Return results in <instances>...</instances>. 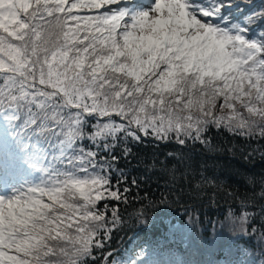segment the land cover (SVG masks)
<instances>
[{"label": "snow or ice", "instance_id": "6c2138e0", "mask_svg": "<svg viewBox=\"0 0 264 264\" xmlns=\"http://www.w3.org/2000/svg\"><path fill=\"white\" fill-rule=\"evenodd\" d=\"M240 9L235 0H0V264H137L112 248L122 205L138 203L129 218L148 228L170 201L222 187L174 151L142 177L120 163L130 145L210 148L212 129L264 141V31L250 27L264 11L244 22ZM21 170L30 175L12 180ZM153 175L158 198L142 187ZM257 195L259 204L224 193L217 238L264 247V180Z\"/></svg>", "mask_w": 264, "mask_h": 264}, {"label": "trees", "instance_id": "16d2710c", "mask_svg": "<svg viewBox=\"0 0 264 264\" xmlns=\"http://www.w3.org/2000/svg\"><path fill=\"white\" fill-rule=\"evenodd\" d=\"M136 1V0H133ZM240 3V21L253 12L259 14L264 11V0H235ZM239 22V21H238ZM251 28L259 33L264 31V24L259 19ZM211 147L204 148L196 145L194 149H180L178 146L163 144L155 146L152 142L130 145L132 157L122 160L121 167L136 177L144 175L146 166L156 158L163 159V153L174 151L185 158L194 167L206 168L208 175H215L221 181L222 187L209 188L196 199H181L176 203L170 201V206L163 211L156 209V216L151 227H141L129 216L140 207L121 206V212L126 221L125 227L113 234L112 248L121 260H135L137 264H226L227 261H244L246 264H264V247L256 241L237 240L227 234L217 238L223 219L224 211L231 197H225V192H235L247 196L251 202L260 203L257 193L260 183L264 180V159L260 152H264V141L259 143L247 141L231 135L226 131L210 130ZM253 149L258 151L253 152ZM251 157L246 159V154ZM30 175L19 171L11 179ZM157 176L153 175L143 188L150 190L154 198H158L163 188L158 189ZM136 190L133 189V194ZM215 193V195H213ZM143 195V193H140ZM213 200L216 202L213 203ZM189 216L194 219L190 220ZM213 241L212 243H208Z\"/></svg>", "mask_w": 264, "mask_h": 264}, {"label": "rangeland", "instance_id": "374dc122", "mask_svg": "<svg viewBox=\"0 0 264 264\" xmlns=\"http://www.w3.org/2000/svg\"><path fill=\"white\" fill-rule=\"evenodd\" d=\"M140 0H136V1H133V0H129V6H131V4L133 3H139ZM5 183H7V179L5 180Z\"/></svg>", "mask_w": 264, "mask_h": 264}]
</instances>
